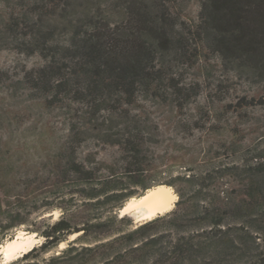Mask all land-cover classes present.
Masks as SVG:
<instances>
[{"label": "trees", "instance_id": "1", "mask_svg": "<svg viewBox=\"0 0 264 264\" xmlns=\"http://www.w3.org/2000/svg\"><path fill=\"white\" fill-rule=\"evenodd\" d=\"M104 1L29 0L25 6L22 14L33 26L53 15L75 27L62 45L50 46L41 27L30 37L43 47L46 64L27 79L53 101L81 105L82 121L68 128L51 167L2 155L1 134L0 234L24 226L43 237L19 259L34 264H264V160L147 178L146 120L131 107L138 86L149 90L162 80L160 55L184 46L180 22L158 0H118L126 18L112 22L102 14ZM200 13L204 39L264 79V0H201ZM88 131L125 144L124 172L78 156ZM162 184L179 195L175 207L129 228L132 221L118 209ZM54 210L61 211L56 220ZM75 233L62 253L43 256Z\"/></svg>", "mask_w": 264, "mask_h": 264}, {"label": "rangeland", "instance_id": "2", "mask_svg": "<svg viewBox=\"0 0 264 264\" xmlns=\"http://www.w3.org/2000/svg\"><path fill=\"white\" fill-rule=\"evenodd\" d=\"M158 1L171 7L173 17L180 22L184 46H174L165 56L160 55L158 72L162 80L149 90L138 86L137 101L131 107L146 120L147 178L166 176L170 169L179 172L193 166L203 170L214 164H245L254 156L264 160V79L250 66L223 58L211 40L204 39L198 29L201 0ZM28 3L29 0H0V136L5 142L2 155L51 167L57 162L59 143L68 128L82 121L78 117L81 105L68 98L53 101L42 90L34 89L27 77L44 66L46 59L39 51L43 47L30 37L41 27L50 36V46L62 45L69 42L75 27L53 15L39 18L33 26L31 17L28 21L22 14ZM102 7L107 20H125L118 0H105ZM95 134H82L78 156H94L113 164L117 172H124L125 144L108 143ZM226 182L230 188L238 186L234 180ZM53 214L56 220L61 211L54 210ZM128 217L132 221L129 228L148 221ZM20 230L35 233L22 226L5 236L0 234V249ZM79 234L69 236L43 256L62 253ZM37 237L35 246L44 241ZM22 256L6 260L0 252V264L36 261L20 262Z\"/></svg>", "mask_w": 264, "mask_h": 264}, {"label": "bare ground", "instance_id": "3", "mask_svg": "<svg viewBox=\"0 0 264 264\" xmlns=\"http://www.w3.org/2000/svg\"><path fill=\"white\" fill-rule=\"evenodd\" d=\"M177 197L171 186L158 185L148 189L142 196L128 200L122 209V215L150 220L171 208ZM38 240L36 233L20 230L17 237L6 242L0 252L6 260H11L28 252Z\"/></svg>", "mask_w": 264, "mask_h": 264}, {"label": "water", "instance_id": "4", "mask_svg": "<svg viewBox=\"0 0 264 264\" xmlns=\"http://www.w3.org/2000/svg\"><path fill=\"white\" fill-rule=\"evenodd\" d=\"M125 204H126V203H125ZM124 206H125V205H123V207H124ZM123 207H121L120 209H118V213L121 214V216H123V215H122V209H123ZM77 236H78V235L73 236V239H72V240H74L75 238H77Z\"/></svg>", "mask_w": 264, "mask_h": 264}, {"label": "crops", "instance_id": "5", "mask_svg": "<svg viewBox=\"0 0 264 264\" xmlns=\"http://www.w3.org/2000/svg\"><path fill=\"white\" fill-rule=\"evenodd\" d=\"M171 188H172V187H171ZM172 189H173V188H172ZM173 192H175L174 189H173ZM177 198H178V197H177ZM177 198H176L175 202L177 201ZM175 202L173 203L172 207L174 206ZM172 207H171V208H172ZM171 208H169V209L166 210V211H169ZM163 213H164V212H163ZM161 214H162V213H161ZM158 215H159V214H158Z\"/></svg>", "mask_w": 264, "mask_h": 264}]
</instances>
